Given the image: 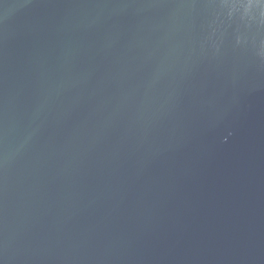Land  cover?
<instances>
[{
    "label": "water",
    "instance_id": "obj_1",
    "mask_svg": "<svg viewBox=\"0 0 264 264\" xmlns=\"http://www.w3.org/2000/svg\"><path fill=\"white\" fill-rule=\"evenodd\" d=\"M0 264H264V0H0Z\"/></svg>",
    "mask_w": 264,
    "mask_h": 264
}]
</instances>
